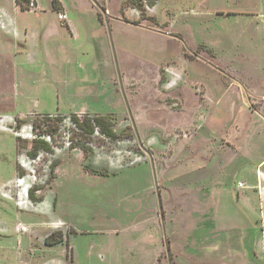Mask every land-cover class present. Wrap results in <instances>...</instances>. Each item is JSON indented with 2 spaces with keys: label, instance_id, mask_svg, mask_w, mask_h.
Here are the masks:
<instances>
[{
  "label": "rangeland",
  "instance_id": "1",
  "mask_svg": "<svg viewBox=\"0 0 264 264\" xmlns=\"http://www.w3.org/2000/svg\"><path fill=\"white\" fill-rule=\"evenodd\" d=\"M63 1L0 0V264H264V0Z\"/></svg>",
  "mask_w": 264,
  "mask_h": 264
},
{
  "label": "trees",
  "instance_id": "2",
  "mask_svg": "<svg viewBox=\"0 0 264 264\" xmlns=\"http://www.w3.org/2000/svg\"><path fill=\"white\" fill-rule=\"evenodd\" d=\"M140 1L141 0H129L127 4L128 6L134 8L135 10L142 12ZM25 4L27 5V0H16V5L19 6L21 10H28L27 6L25 7ZM52 8L54 11H58L60 9L58 0H52ZM135 23L138 24L139 20L135 21L134 24ZM91 122L94 123V128L92 127ZM72 124L74 125L75 128H78L82 132L89 135L92 134L95 129H97L101 135L109 139L114 140L119 137L117 136L116 132L113 130L111 121L108 118L102 116H97L93 118V120L87 118L82 120L77 117H74V119H72ZM42 126L45 127L46 129L45 132H43V134H46L49 138L53 140V133L50 131V125L46 126V124L43 122ZM37 128H39V126L33 125L32 129L37 130ZM37 134L41 136L40 132H38ZM33 143H34L33 148L35 150H42L46 153L51 152L50 146L46 142H43L42 139L34 140ZM31 155L34 157V154ZM49 239H50L49 237L45 239V244L52 245L50 244Z\"/></svg>",
  "mask_w": 264,
  "mask_h": 264
},
{
  "label": "crops",
  "instance_id": "3",
  "mask_svg": "<svg viewBox=\"0 0 264 264\" xmlns=\"http://www.w3.org/2000/svg\"><path fill=\"white\" fill-rule=\"evenodd\" d=\"M58 2H59V8L61 9V7H62V3H63V7H66V10H65V13H67V23H68V25H69V28H70V31H71V33H72V36H77V33H78V30H79V27H78V20H77V18L75 17H73V18H69V13H71L70 12V9L68 10L67 9V7H68V5L63 1V0H61V2H60V0H58ZM51 8H52V0H51ZM69 8V7H68ZM37 9H39V8H37ZM59 9V10H60ZM52 10H53V8H52ZM59 10H58V12H59ZM64 12V11H63ZM42 13V12H41ZM41 15V14H40ZM56 15H57V13H56ZM77 15V14H76ZM95 16H96V18H97V20L99 21V19H98V16H97V14L95 13ZM70 17H71V14H70ZM54 21V20H53ZM100 22V21H99ZM101 23V22H100ZM102 25V24H101ZM124 47V46H123ZM105 55H106V57H107V55H108V45H107V42H106V52H105ZM251 165L253 166V170H251V172H252V174H254V182L252 183V186H254L255 185V183H256V178H255V174H256V171H257V169L258 168H262L263 166H264V157L263 158H261V159H258L257 161H253V163H251ZM245 182V181H244ZM245 191H252V189H248V190H242V191H240V192H245ZM253 192H255L256 193V191L255 190H253ZM256 196H257V204H258V207H257V209H258V212H260V214L258 215L259 216V218H260V222H261V227H262V232L264 233V223H262V219L264 218V209H261L260 208V204H259V197H258V194L256 193ZM243 202V204H244V206L247 208V207H249V208H251L252 210H254V212H255V214H256V212H257V209H255V207L253 206L254 204L252 203V201L250 200V198H249V195H247V196H245V198H244V200L242 201ZM253 204V205H252ZM257 216V217H258Z\"/></svg>",
  "mask_w": 264,
  "mask_h": 264
},
{
  "label": "built area",
  "instance_id": "4",
  "mask_svg": "<svg viewBox=\"0 0 264 264\" xmlns=\"http://www.w3.org/2000/svg\"><path fill=\"white\" fill-rule=\"evenodd\" d=\"M27 8H29L30 10L35 9L34 0H27ZM57 16L61 22L67 21V15L64 12L59 11L57 13ZM255 178H256V183L254 186H249L245 182L239 181L236 185V189L237 191L248 190V189L255 190L259 197L260 208L264 209V172H262L260 168L257 169ZM262 223H264V218L262 219Z\"/></svg>",
  "mask_w": 264,
  "mask_h": 264
},
{
  "label": "bare ground",
  "instance_id": "5",
  "mask_svg": "<svg viewBox=\"0 0 264 264\" xmlns=\"http://www.w3.org/2000/svg\"><path fill=\"white\" fill-rule=\"evenodd\" d=\"M24 167H25V168H28V165H24ZM28 183H31V182H30V179H29V178H26V179L20 180V182L18 183V186H19V187L27 188ZM25 204H26V206H25ZM21 206L26 208V207L28 206V205H27V202H23V203H21Z\"/></svg>",
  "mask_w": 264,
  "mask_h": 264
}]
</instances>
